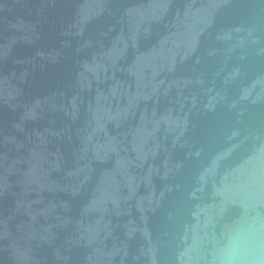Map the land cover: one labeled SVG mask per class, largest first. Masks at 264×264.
Returning <instances> with one entry per match:
<instances>
[{
    "label": "water",
    "instance_id": "obj_1",
    "mask_svg": "<svg viewBox=\"0 0 264 264\" xmlns=\"http://www.w3.org/2000/svg\"><path fill=\"white\" fill-rule=\"evenodd\" d=\"M0 264H264V0H0Z\"/></svg>",
    "mask_w": 264,
    "mask_h": 264
}]
</instances>
